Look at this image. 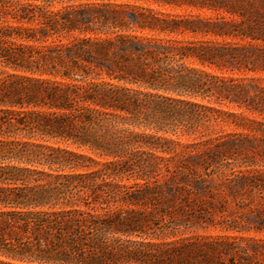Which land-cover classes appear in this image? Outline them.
I'll return each mask as SVG.
<instances>
[{
  "label": "trees",
  "instance_id": "trees-1",
  "mask_svg": "<svg viewBox=\"0 0 264 264\" xmlns=\"http://www.w3.org/2000/svg\"><path fill=\"white\" fill-rule=\"evenodd\" d=\"M129 1L0 0V264H264L263 0Z\"/></svg>",
  "mask_w": 264,
  "mask_h": 264
},
{
  "label": "rangeland",
  "instance_id": "rangeland-1",
  "mask_svg": "<svg viewBox=\"0 0 264 264\" xmlns=\"http://www.w3.org/2000/svg\"><path fill=\"white\" fill-rule=\"evenodd\" d=\"M115 2H127V0H113ZM135 2L134 0L129 1V3H133ZM251 2L254 3L255 7L260 8V0H251ZM264 2V0H263ZM137 4L143 5V6H147V2L144 1H137ZM155 9L158 8L156 6H152ZM160 11L162 12H166V13H172V14H180V15H189V14H200L202 16H206V17H216L217 14L211 11H198V10H189V9H184V8H178V7H166V8H158ZM263 9V8H262ZM220 15V14H219ZM221 16H225L226 18H228L229 16L225 13H222ZM237 19V17H236ZM231 76L235 77V78H255V82L257 84L260 85H264V72H257V73H248V74H244V73H238L235 72L233 73ZM223 109L227 110V109H234L236 111L237 108H232L230 107H226L223 106ZM258 119H260L261 117L256 116ZM215 132L218 133L219 135L222 136H228L229 139L234 140L236 143H244L245 145V149L235 153V157L232 161L233 164L236 165H242V170L245 169H249L246 168V164L251 163V169H261L264 170V146L262 145V141L264 139V127H262L259 130H253V132L248 131V130H242L241 128H237L234 125H219L216 126L215 128ZM147 133H151V131H146ZM157 136H164L168 139H172V140H176L179 141L181 144H188L191 142H198V140H193L190 137L187 136H179V138H177V136L171 135V134H167V135H162L161 133H158ZM245 136V137H243ZM176 150L179 151L180 147L177 146ZM245 163V164H243ZM223 188H220V190L215 191L217 192L220 196L219 198L223 200H228L231 201V205L232 207H236V204L239 203L241 204L243 203H247L249 204L252 201V205L253 207H258V205H260L261 200L259 199L260 197H258L257 195L254 194H248L244 191H241L240 194L234 196L235 198V202L233 201V196H229V195H224L223 192ZM201 234L203 233V231L200 232ZM211 234H216L219 233L218 231L215 230H210ZM260 236V235H259Z\"/></svg>",
  "mask_w": 264,
  "mask_h": 264
}]
</instances>
